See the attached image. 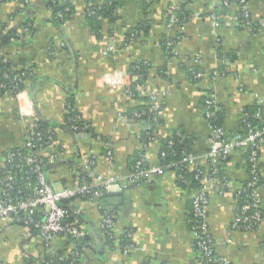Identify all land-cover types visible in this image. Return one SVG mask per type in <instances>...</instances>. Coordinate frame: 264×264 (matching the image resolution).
Returning a JSON list of instances; mask_svg holds the SVG:
<instances>
[{"label": "crops", "instance_id": "1", "mask_svg": "<svg viewBox=\"0 0 264 264\" xmlns=\"http://www.w3.org/2000/svg\"><path fill=\"white\" fill-rule=\"evenodd\" d=\"M59 1L74 11L59 26L51 20L50 0H5L0 5V27H6L4 37L9 35L4 55L17 69L35 72L21 95L0 96V155L25 147L37 120L50 124L55 139L41 157L54 158L47 173L54 189L98 176L128 178L141 150L143 128L136 109L140 102L128 98L123 89L129 82L125 75L136 62L150 67L143 93L161 94L158 137L182 133L191 140V154L203 157L210 148L211 129L204 111L210 92L227 139L248 133L249 125L264 128V0H248L251 26L237 21V0H232L229 16L218 25L208 16L222 11V0H123L117 20L103 23L100 38L92 32L85 12L91 3L105 0ZM171 6L193 18L184 27L171 26L167 18ZM28 19L34 31L26 35ZM143 23L149 28L147 34L145 29L134 31ZM165 40L173 43L170 52L163 46ZM192 68L200 70V78L190 76ZM117 73L122 74L115 79L120 85L107 82ZM70 98L92 134L65 124ZM249 117H255L256 123ZM144 149L147 167L162 166L159 140ZM260 159L264 163V141ZM2 165L0 161V197ZM219 167L228 190L222 195L211 193L207 208L215 252L232 264H264V221L255 231L232 230L238 210L235 194L249 179L245 152H233ZM179 180L176 170H167L152 181L122 182L123 195L109 206L106 203L113 198L106 195L92 201L76 199L73 209L88 233L80 264H198L191 225L195 190ZM259 197L264 209V187ZM106 210L114 213L120 231H133L134 248L128 253L108 242L101 228ZM73 249L70 240L58 238L48 250L32 229L0 221V260L7 264H24L27 258L42 264L59 252L69 256Z\"/></svg>", "mask_w": 264, "mask_h": 264}, {"label": "built area", "instance_id": "2", "mask_svg": "<svg viewBox=\"0 0 264 264\" xmlns=\"http://www.w3.org/2000/svg\"><path fill=\"white\" fill-rule=\"evenodd\" d=\"M4 1L0 0V5ZM222 2L226 7L232 4V0H222ZM236 2L244 13L243 25L251 26L253 20L247 10L248 0H237ZM177 9L176 6H171L167 18L171 26L184 27L186 22L178 18ZM227 16L229 15L212 13L208 16V19L213 24L218 25ZM199 17L197 15V18ZM236 19L239 21L238 17ZM261 23L262 21L258 24ZM166 45L168 50L173 48V43L170 41ZM0 53L2 56L4 55L3 52ZM125 76L129 82L127 83L126 81L123 84V89L128 98H132L135 92L143 93L145 86L137 85L133 88L132 83L134 78L130 73ZM120 77H122V74L117 73L114 77H108L106 79L112 85H120V83H117L118 81H115V79H120ZM200 77L201 75L198 74L197 78ZM0 87H2V84ZM23 92H19L17 95L19 96ZM160 96L161 94L158 92L149 95L152 110L157 115H159L161 110L159 102ZM216 109L217 102L215 95L210 92L204 100V111L207 120L214 116ZM152 121L156 122V119H152ZM79 122L81 120L78 116L70 120L71 129L76 132H86L88 126H79ZM208 123L211 129L209 151L203 157L185 154L179 161L170 166L176 170L183 168L190 170L203 167L201 165L202 162L207 165V167L204 166L199 170L196 179H199L202 187L195 190L192 201L195 217L192 231L199 248V255L196 260L198 264H211L214 261L212 256L216 253L215 243L208 222L207 208L211 193L215 192L222 195L227 192L228 183L225 177L219 175V165L221 161H226L237 150L249 153L252 178L245 188L243 187L236 193L237 200L241 199V196H244V200L241 202L235 214L232 230L255 231L260 228L264 221V209L262 208V202L259 197V191L264 187V184L257 186L261 177L264 178V169L260 168V147L264 141V128L256 130L249 125L248 133L238 134L234 138L227 139L222 127H214L211 122L208 121ZM53 142L52 137L46 142L43 134L36 132L34 126L32 131L28 133L26 145L23 147L25 148L23 151H30L29 154L25 155L22 151L13 150L0 155V161L3 163L2 169H5L3 175L4 184L0 197V221H8L27 227L30 226L48 250L52 248L54 241L58 238L84 242L88 235L79 225L78 221L70 220L68 209L62 206L63 201H71L74 198H87L88 201H92L111 192L123 191V187H121L122 182L127 185H133L152 181L163 176L167 172V169L170 168L169 166L167 168L165 166L147 167L144 159L141 158L136 162L125 181L114 177L98 176L92 181H83L71 188L56 190L50 184L47 175L42 171V167L39 164L41 152L44 150L43 148L40 149V147L44 144L50 146ZM53 162L54 158H49V163ZM21 163H25L30 167V171L20 173L23 170ZM94 163L95 159L93 158L89 163L88 170L93 168ZM10 166L11 168H9ZM33 176L36 177L34 183L31 181ZM178 177L182 179L180 175ZM18 180L28 183L22 191L18 192L17 196H19L14 198L10 195L9 191L12 186L17 185ZM34 215H37V218ZM101 228L105 232L108 241L120 247L124 252L128 253L134 248V245L121 246L122 237L133 238V233L128 230L120 231L118 229L113 212L105 211ZM86 252L87 248L85 246H82L81 251L75 250L74 247L69 256H65L64 258L71 256L81 261ZM217 262L220 264H232L224 257H221ZM73 264H76V262H73Z\"/></svg>", "mask_w": 264, "mask_h": 264}, {"label": "trees", "instance_id": "3", "mask_svg": "<svg viewBox=\"0 0 264 264\" xmlns=\"http://www.w3.org/2000/svg\"><path fill=\"white\" fill-rule=\"evenodd\" d=\"M146 1H152V0H146ZM124 3L123 0H105L99 5H94L91 3L85 12L86 20L91 24L92 32L94 35L98 36L100 38V34L103 31V23L106 22V20L110 23H114L117 20V11ZM48 9L51 12V20L54 22L57 26L65 24L67 21L70 20L71 16L73 15V10L70 6H65L60 3L59 0H50L48 3ZM217 12V11H216ZM178 18L182 21L188 22L193 17V15H190L189 13L185 12L184 9L177 10ZM219 14L227 15L230 13L229 8L226 6L222 9V11L218 12ZM236 16L238 17L241 24L244 23V13L241 9H239L236 13ZM251 16V15H250ZM176 27V26H175ZM26 28V35H28V32L30 34L34 31V25L32 20H26L25 23ZM145 29L146 34L149 32V28L147 26V23H143L140 25V27L136 28L134 31H143ZM147 29V30H146ZM4 30H6V27H0V52H3L4 44ZM144 32V31H143ZM26 37V36H25ZM130 37V36H129ZM19 39V38H16ZM20 40V39H19ZM25 40V39H24ZM167 41L163 43V46L166 48V51L170 52V50L167 49ZM23 63V62H22ZM21 63V64H22ZM150 67L149 65H145L143 62H136L134 63L130 68V74L134 78V81L132 83L133 88L137 85H146V77L149 74ZM0 85L2 84V87H0V96L6 95L8 93H11L13 95H17L19 92L24 91L25 89V82L28 79L35 77V72H33V68H27L23 67L21 69H17V67L14 65V63L7 59L5 55H1L0 53ZM161 71L164 72L162 69ZM190 76L194 79H198L197 75L200 73L198 69L192 68L189 70ZM199 72V73H198ZM165 74V73H164ZM132 100H137L140 102V106L136 107L139 116L142 118L143 122V128L141 130L139 143L141 145V150L137 153L136 159L132 163V165H135L138 160L141 158H144L145 154V146L149 145L151 142H154L156 140H159L161 142V150H160V162L162 166H165L166 168L169 166H172L174 163L179 161L185 154H191L189 144L190 139L189 137H186L182 133L174 132L170 136L166 138L158 137L157 135V129L155 124H161L162 118L155 114V112L152 110V105L150 104V97L147 94L135 92L134 96L132 97ZM205 100V99H204ZM66 116H65V124L69 125L70 127V120L76 118L79 116L78 111L75 108V101L74 98H70L67 100V107H66ZM250 120L256 123L255 117H249ZM152 119H156V122L152 121ZM81 122H79V126H88L87 133H91L90 126L83 121V119L80 117ZM209 122L212 123L214 127H221V121L219 113L215 111V114L213 117L208 119ZM54 129H52V126L50 124H46L45 122L41 120H37L35 122V131L41 132L44 136V139L46 142L49 141V138L52 137L54 140V135L52 133ZM48 145L44 144L40 149H47ZM25 148H21V150H15V151H22L26 154H29L30 151L26 150L23 151ZM37 151V150H34ZM246 161H247V168L249 171V179L244 184V188L247 186L249 180L252 178L251 175V167L249 163V153L245 152ZM229 159V158H228ZM39 164L42 167V171L47 175L48 169H49V161L46 157L39 158ZM227 161V160H226ZM261 162V161H260ZM23 170L20 171V173H25L30 171V167H28L25 163H21ZM134 167V166H133ZM11 168V166L9 167ZM201 168L196 169H181L176 170L174 167H170L167 170H176L177 174L181 176L182 179L179 180L180 185L186 186L189 184L194 190L197 188L202 187V184L200 183L199 179H196L199 174V170ZM260 168L264 169V163H260ZM223 169L219 168V175L221 177H225L223 174ZM5 169H2V176L4 175ZM20 176V175H19ZM19 178V177H18ZM33 183L36 181V177L33 176L32 180ZM89 181V180H88ZM17 185L12 186L9 193L12 197L17 198V194L19 191H22L26 184V181H17ZM261 184H264V178L261 177V179L258 181L257 186H260ZM16 196V197H15ZM103 196V195H102ZM236 198V194H235ZM240 198V196H238ZM76 199L81 198H74L71 201H63L62 206H64L66 209H68L70 214V220L72 221H78L79 225L81 226V221L79 220V215L74 211L73 209V202ZM82 200L87 201V198H83ZM237 200V199H236ZM244 196H241V199H238V207L240 206L241 202H243ZM35 218H37V215H34ZM191 225L194 226V213H193V204L191 206ZM27 227V226H26ZM32 229L30 226L28 227ZM33 230V229H32ZM133 233L132 230H128ZM72 243H74L75 250L81 251L82 246H87V239H85L84 242H76L70 239ZM110 244L111 242L108 241ZM127 245H134L132 238L122 237L121 246H127ZM194 246L196 251L199 252V248L197 246V241L194 240ZM63 252H59L57 254H54L51 258H45L42 264H73V262H76V264H80L81 261L78 259H74L71 256L68 258H64ZM213 262L211 264H220L217 262V260L221 259L220 256H218L216 253L213 254ZM36 261H34L32 258H27L24 260V264H34ZM0 264H7L0 260Z\"/></svg>", "mask_w": 264, "mask_h": 264}, {"label": "water", "instance_id": "4", "mask_svg": "<svg viewBox=\"0 0 264 264\" xmlns=\"http://www.w3.org/2000/svg\"><path fill=\"white\" fill-rule=\"evenodd\" d=\"M9 38V35H7L6 37H4V42H6V40ZM123 192L122 191H118V192H111L106 194V196L112 197L113 199L109 198L106 206L109 205H113L114 203H116L115 199H117L118 197L122 196Z\"/></svg>", "mask_w": 264, "mask_h": 264}]
</instances>
